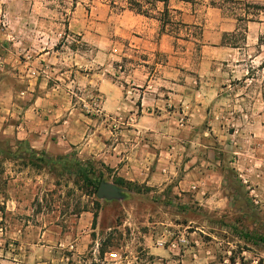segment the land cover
I'll list each match as a JSON object with an SVG mask.
<instances>
[{
  "label": "crops",
  "instance_id": "crops-1",
  "mask_svg": "<svg viewBox=\"0 0 264 264\" xmlns=\"http://www.w3.org/2000/svg\"><path fill=\"white\" fill-rule=\"evenodd\" d=\"M240 1L264 7V0ZM169 9L186 29L200 26V39L176 38L168 24L161 31V18L124 11L109 18L110 33L102 18L93 32L78 33L93 49L87 61L74 64L56 49L52 35L41 33L45 37L38 40L20 28L0 29V137L13 139L7 146L12 152L19 144L49 156L72 151L82 162H98L151 190L193 191L222 212L232 200L216 190L223 187L224 165L231 157L236 178L251 191V199L264 205V142L230 144L228 119L214 104L231 84L232 62L243 50L230 44L239 23L211 6L205 24L193 3L170 0ZM260 15L258 21L245 22L244 48L256 49L264 37V12ZM260 100L249 126L264 131ZM90 219L91 213L83 214L78 238L68 235L54 242L52 232L44 231L46 260L31 263L20 256L13 264H122L101 250L98 259L99 239L87 236V229L95 233L98 225ZM89 245L93 255L78 262L76 253ZM143 245L155 264H197L196 249L184 243L173 250L148 238ZM62 247L69 251L63 259L57 257Z\"/></svg>",
  "mask_w": 264,
  "mask_h": 264
},
{
  "label": "rangeland",
  "instance_id": "rangeland-1",
  "mask_svg": "<svg viewBox=\"0 0 264 264\" xmlns=\"http://www.w3.org/2000/svg\"><path fill=\"white\" fill-rule=\"evenodd\" d=\"M212 1L223 7L227 17L248 16L258 21L261 11L264 12L244 6L234 10L224 0H192L203 24L210 18L206 8ZM143 6L150 17L162 19L161 4L143 3ZM127 7L124 0H0V29L13 32L20 28L27 36L34 33L38 40L41 33L52 35L56 37V49L74 64L77 59L87 61L93 49L92 43L83 41L78 33L93 32L94 22L100 18L110 33L113 28L108 25L109 18L116 19L129 11ZM167 24L169 33L176 38L190 35L198 40L201 37L200 26L186 29L172 9H169ZM244 31L245 22L239 23V32L230 44L243 50L236 52L237 57L232 62L236 71L231 84L220 91L214 103L217 112L228 119L230 144L264 142V131L249 126L256 119L253 116L255 105L262 107L261 96L264 101V37L256 49L244 48ZM12 143L11 137H0L3 150ZM73 155L72 151L53 155L51 163L43 164L10 161L0 156V264H13L14 257L19 262L20 256L21 260L31 263L46 260L41 248L46 241L40 238L41 234L50 230L54 242L68 235L78 238L79 221L88 212L91 213L89 223H92L96 204H99L98 226L95 233L91 232L93 227L88 228L87 236L99 239L98 259L101 250L108 253L109 258L111 253H117L119 259L114 261L122 264H155V257L148 255L143 245L149 238L152 244L161 247L177 243L176 248L171 247L173 250L179 249L183 244L180 241L185 240L186 248L196 249L197 264H264V205L257 203L255 197L251 199V191L236 178L229 162L231 157L224 165L223 187L219 190L218 186L216 190L232 200L222 212L212 209L207 200L198 199L193 191L164 189L159 193L158 190L146 191L142 186V192L137 193L118 187L114 184L113 170L89 161L103 184L115 185L120 190L114 199L99 198L98 193H92L93 188H86L77 168L72 171L55 160L68 156L65 161L73 163ZM87 191L91 194H86ZM92 247L89 245L74 258L78 262L89 259L93 255ZM68 254L67 247H62L57 257L63 259ZM178 256L174 258L181 259ZM175 264H179L178 261Z\"/></svg>",
  "mask_w": 264,
  "mask_h": 264
},
{
  "label": "trees",
  "instance_id": "trees-1",
  "mask_svg": "<svg viewBox=\"0 0 264 264\" xmlns=\"http://www.w3.org/2000/svg\"><path fill=\"white\" fill-rule=\"evenodd\" d=\"M126 2V4L128 5V7L126 8L127 10L134 12L138 15H142L145 17H150L149 16V12L144 10V6L143 3H147V5L150 6H155V4L157 3H162L163 4V11L159 12L161 13V23L163 25L162 28V32H164V26L166 23V19L168 18L169 15V3L170 0H124ZM179 1H183V2H189L191 3L192 0H179ZM225 3L227 4H231L233 6V9L235 10L236 8L240 7V6H244L245 8L248 9H257V10H262L264 9V7L259 6V5H255V4H251L248 3L246 1H240V0H224ZM211 7L213 8H217L219 10H221L223 12L224 15V9L222 6L218 5L215 1L211 2ZM248 15V13H247ZM238 23H242V22H255L256 20H254L253 18H249L248 16H244V18L242 17H234ZM233 47H236V45H233ZM3 155L4 158L6 160H10V161H18V160H22V161H27V163H47V162H52V158H50L49 155H47L44 152H37L35 150H33L29 145L27 144H19L18 149L16 152H12V150L10 148H6L5 150H3L0 147V156ZM74 158L73 163H71L72 161L68 162L65 161L66 158H68V156H64V157H57L55 160L61 162V164L64 167H69L70 170H74L75 168H77L79 170V175H80V179H82V181L85 183L86 188H93V194L98 193V190L100 188V186L103 184L102 180H101V176L97 175L95 168L88 164V162H82L80 161L77 157L76 154L74 153L73 156H71ZM87 163V164H84ZM109 169V168H108ZM111 170V169H110ZM114 184L118 187H124L130 191H135L137 193H141L143 190L142 186L131 183L126 181L123 178H119V177H115L114 180ZM144 189L146 191H151L150 188L144 187ZM86 194L90 195L88 193V191L86 192ZM96 209L95 212L93 213V226H96L97 223V219H98V212H99V204H96ZM4 210V208H3Z\"/></svg>",
  "mask_w": 264,
  "mask_h": 264
},
{
  "label": "water",
  "instance_id": "water-1",
  "mask_svg": "<svg viewBox=\"0 0 264 264\" xmlns=\"http://www.w3.org/2000/svg\"><path fill=\"white\" fill-rule=\"evenodd\" d=\"M120 190L118 187L112 184H102L98 190L99 198L114 199L118 197Z\"/></svg>",
  "mask_w": 264,
  "mask_h": 264
},
{
  "label": "built area",
  "instance_id": "built-area-1",
  "mask_svg": "<svg viewBox=\"0 0 264 264\" xmlns=\"http://www.w3.org/2000/svg\"><path fill=\"white\" fill-rule=\"evenodd\" d=\"M257 203H258V202H257ZM180 243H184V241H180ZM177 245H178L177 243H176V244H172L171 247H172V248H176ZM110 258H111L112 260H118V259H119V256H118L117 253H111V254H110Z\"/></svg>",
  "mask_w": 264,
  "mask_h": 264
}]
</instances>
